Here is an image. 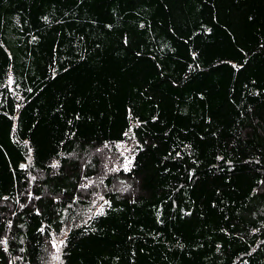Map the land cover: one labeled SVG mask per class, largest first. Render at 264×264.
Returning <instances> with one entry per match:
<instances>
[{"label": "trees", "instance_id": "trees-1", "mask_svg": "<svg viewBox=\"0 0 264 264\" xmlns=\"http://www.w3.org/2000/svg\"><path fill=\"white\" fill-rule=\"evenodd\" d=\"M60 232L58 264H264V0H0V264Z\"/></svg>", "mask_w": 264, "mask_h": 264}, {"label": "rangeland", "instance_id": "rangeland-1", "mask_svg": "<svg viewBox=\"0 0 264 264\" xmlns=\"http://www.w3.org/2000/svg\"><path fill=\"white\" fill-rule=\"evenodd\" d=\"M128 153H130V147L128 146V144L126 142L120 143L118 145L119 158L115 159L114 162H112V164L114 165L122 164V168L127 169L128 164H129ZM122 157H123V162L120 160ZM103 204H104L103 201L100 202L99 204H97V202H94L92 204L93 211L94 212L101 211L103 208ZM64 235H65V232H60L58 234L52 235L51 244H52L53 253H54L52 264H58L60 262L61 249L63 245Z\"/></svg>", "mask_w": 264, "mask_h": 264}, {"label": "bare ground", "instance_id": "bare-ground-1", "mask_svg": "<svg viewBox=\"0 0 264 264\" xmlns=\"http://www.w3.org/2000/svg\"><path fill=\"white\" fill-rule=\"evenodd\" d=\"M190 66V65H189Z\"/></svg>", "mask_w": 264, "mask_h": 264}]
</instances>
